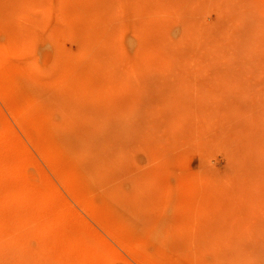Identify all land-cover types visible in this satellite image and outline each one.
I'll list each match as a JSON object with an SVG mask.
<instances>
[{
  "label": "rangeland",
  "instance_id": "rangeland-1",
  "mask_svg": "<svg viewBox=\"0 0 264 264\" xmlns=\"http://www.w3.org/2000/svg\"><path fill=\"white\" fill-rule=\"evenodd\" d=\"M0 264H264V0H0Z\"/></svg>",
  "mask_w": 264,
  "mask_h": 264
}]
</instances>
